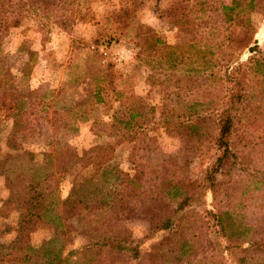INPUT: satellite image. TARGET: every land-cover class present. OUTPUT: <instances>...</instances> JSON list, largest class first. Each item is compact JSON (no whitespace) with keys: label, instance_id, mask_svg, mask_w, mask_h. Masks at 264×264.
<instances>
[{"label":"rangeland","instance_id":"rangeland-1","mask_svg":"<svg viewBox=\"0 0 264 264\" xmlns=\"http://www.w3.org/2000/svg\"><path fill=\"white\" fill-rule=\"evenodd\" d=\"M236 63L209 187L208 115ZM70 192L56 233L39 214ZM22 223L80 264H264V0H0V264ZM123 238L136 259L106 246Z\"/></svg>","mask_w":264,"mask_h":264},{"label":"trees","instance_id":"trees-1","mask_svg":"<svg viewBox=\"0 0 264 264\" xmlns=\"http://www.w3.org/2000/svg\"><path fill=\"white\" fill-rule=\"evenodd\" d=\"M231 9V7H224ZM251 51H253L251 49ZM224 82H226V95L224 105L212 112L209 116L216 128L215 137L213 139L211 148L216 152L213 161L205 168L203 174V180L205 183L211 187L217 174L220 173L225 162H227L231 157L230 140L234 132L235 124L237 123V111L242 103V90L244 88V82L247 78V72L245 71V66L242 63H236L233 67L229 68L224 74ZM130 116L129 118H131ZM116 175V174H115ZM170 194H175L179 186L175 183L170 185ZM206 191L201 192L204 195ZM71 192L68 196L60 201V206L62 208L61 214L48 215L47 209L42 210L39 217L46 218L47 222L54 226L55 232L63 229L65 216L69 212L70 204L72 203ZM110 204L109 201H107ZM36 217L37 214H36ZM29 220H26L28 223ZM222 222V216L218 215L216 217V223L220 224ZM169 226V221L166 218L164 221V228ZM23 223L14 231V236L11 241L6 245L8 260L5 264H24L28 263L30 260L34 261V264H80L77 260H70L69 257L76 254V251H68L65 255H61V246L55 243V239H51L38 247H33L29 245L22 238ZM123 241H110L106 246L111 247L118 253H128L131 259L137 258L138 244L132 246V243L127 244ZM2 257V253H0ZM4 257V256H3ZM6 257V256H5ZM36 259V260H35Z\"/></svg>","mask_w":264,"mask_h":264}]
</instances>
